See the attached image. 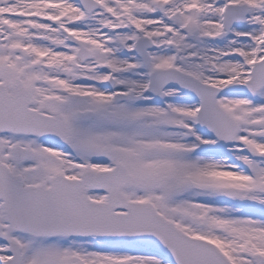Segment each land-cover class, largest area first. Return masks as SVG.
Listing matches in <instances>:
<instances>
[{
    "label": "snow or ice",
    "instance_id": "1",
    "mask_svg": "<svg viewBox=\"0 0 264 264\" xmlns=\"http://www.w3.org/2000/svg\"><path fill=\"white\" fill-rule=\"evenodd\" d=\"M0 264H264V0H0Z\"/></svg>",
    "mask_w": 264,
    "mask_h": 264
}]
</instances>
